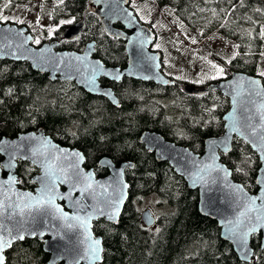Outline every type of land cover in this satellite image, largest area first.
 <instances>
[{
	"label": "trees",
	"instance_id": "1",
	"mask_svg": "<svg viewBox=\"0 0 264 264\" xmlns=\"http://www.w3.org/2000/svg\"><path fill=\"white\" fill-rule=\"evenodd\" d=\"M20 1L25 0H15L13 4ZM154 1L161 8L174 4L176 14L187 22L198 19L204 23L211 15L210 12L203 17L208 12L199 8L203 0ZM213 3L223 18L214 16L206 32L210 34L218 28L228 31L230 24L236 29L228 31L239 48L224 65L227 76L232 71L260 75L264 41L259 33L264 24V0H243V4L239 0H214ZM88 4V0H63L61 7L70 16L66 21L80 20ZM144 22L154 27L152 20ZM68 25L63 23L52 39L59 38ZM89 41H96L95 56L105 64L127 65L125 42L109 35L93 13H88L81 35L73 41H62L59 48L82 51ZM170 77L175 79L171 86L133 78L113 83L111 87L121 102L116 107L74 81H53L28 62L0 59V100L3 101L0 139L43 127L55 141L81 149L86 155V168H94L98 176L109 174L99 165L103 157L111 158L116 164L134 162L135 167L126 170L130 195L119 223L105 219L94 223L95 233L104 239L101 264H264L261 234L253 237V260L241 261L232 245L222 239L218 223L201 214L199 190L191 189L167 161L157 160L155 153L141 142L142 133L152 130L202 154L205 139L225 132L223 116L230 109L229 98L220 91L187 95L183 90L187 81ZM214 81L218 80L210 83ZM9 88L13 89L11 95ZM221 159L232 169L236 181L250 192L258 191L261 161L244 140L234 138L232 150L221 153ZM2 160L0 154V163ZM17 172L20 186L34 190L33 177L39 169L28 161H19ZM143 199L163 210L157 211V223L153 227L145 226L140 218ZM48 260L43 241L25 238L7 252L6 264H48Z\"/></svg>",
	"mask_w": 264,
	"mask_h": 264
},
{
	"label": "water",
	"instance_id": "2",
	"mask_svg": "<svg viewBox=\"0 0 264 264\" xmlns=\"http://www.w3.org/2000/svg\"><path fill=\"white\" fill-rule=\"evenodd\" d=\"M130 0H89L90 8L87 12H94L103 23L106 32L125 42L128 55V63L125 67L110 66L103 60L95 56L96 42L90 41L86 44L83 51L59 49L62 40L72 41L83 31L86 23V14L73 25L67 26L59 39L45 41L41 45H35L34 35L29 31L27 25L19 26L17 23L0 22V59L11 61H24L31 64L34 70L47 73L53 81H74L85 91L92 95H100L107 98L116 107L121 106L119 97L113 88L104 86L101 79L120 82L124 78H133L142 81H152L158 85L169 86L174 84L170 77L166 76L162 70V52L152 50V45L156 40L155 31L147 24L140 21L134 10L128 4ZM119 24L121 27L116 26ZM29 57L24 59L23 57ZM51 59L54 64L40 66L36 63L37 57ZM86 57L85 60L77 61L74 57ZM17 57H21L17 59ZM57 60L61 62L55 63ZM102 64V71L112 75H100L96 81L98 90L92 91L87 84L88 70L90 66ZM77 68L79 71H77ZM120 74L121 78L115 80L112 77ZM175 81V80H174ZM257 81L259 87L251 84ZM167 82V83H166ZM253 89L260 91L261 95H255ZM183 90L186 94H205L211 91H220L230 100V109L223 116L225 132L219 137H208L205 139L204 153H197L190 147L177 144L161 133L152 130H145L141 135V142L151 152L155 153L157 160L167 161L175 171L185 178L191 189H198L200 200L199 210L202 215L216 221L220 227L221 237L229 242L234 252L243 262H251L255 257V249L252 241L255 235H262V249H264V229L249 236L248 247L250 259H243V252L239 246L227 238L229 221L233 224L240 217V213L245 211L248 197L260 195L262 185L258 184L257 192H250L242 183L236 181L232 175V169L221 160V153H228L232 150L235 137L244 140L259 155L261 167L257 176L258 180H264V160H262L257 147H253L255 138L252 129L247 127L251 123L256 128V136L264 134V128L260 125L264 123L261 119V112H264V80L259 75H252L242 71H233L229 77L212 82L204 87H196L191 84H184ZM103 92H110L112 95H104ZM260 111H257V109ZM233 116L240 117V133L230 131ZM247 116H251L249 121ZM242 133V134H241ZM22 137H35V139H21ZM8 141V146L0 151L3 157L0 163V202H3V215H0V224L4 229H12L15 235L17 231H23L25 238H38L43 241V249L49 254L48 264H95V262L85 259L84 252L89 241L85 239L84 229L77 226L76 221L61 219V214L51 208L34 209L30 212L26 210L24 216H20L19 194H31L33 197L39 195L43 184L42 180H47L46 171H51L59 179L55 180L54 192L56 195L55 204L58 205L69 217L79 215L86 217L92 216L89 231L94 239L101 241L102 261L104 253V239L94 231V223L99 219L118 224L129 199L130 184L126 177V165L132 161H123L116 164L111 158L103 157L99 161L100 167L109 171L105 176H97L94 168H86V155L76 147H69L55 141L51 135L47 134L43 127L37 130H29L18 133L16 136H3L0 141ZM46 142V143H45ZM215 142V143H213ZM222 142H226L225 144ZM73 152L82 154L83 159H77L70 155ZM107 158L111 161V166H105L101 161ZM19 161H28L35 165L39 172L33 177L36 183L34 190H27L20 186L19 175L17 172ZM206 165H214L222 168L230 175L225 176V171H215L206 168ZM123 169L122 182L128 184L125 190L126 197L121 206V211L116 220H110L106 215H98L95 205L102 201L106 196L112 194L113 188L108 187L105 192L99 188L98 184L107 186L110 182L117 179L118 170ZM63 170V171H61ZM79 172V177H77ZM5 173V174H4ZM91 175V183L94 192H85L81 195L80 189L87 182V177ZM199 176H203L201 182ZM11 177H15V184H6ZM115 187V184H113ZM69 197L61 199L60 197ZM79 200L80 205L74 202ZM257 205H264V202L257 200ZM103 207V204H101ZM13 213H16L15 215ZM153 219L147 221V217ZM249 215H253L249 213ZM142 222L147 227H152L157 222V217L151 208H146L140 213ZM243 219V218H241ZM68 224L74 225L72 228ZM22 226V227H21ZM35 232V235L30 233ZM0 234L7 235L6 231ZM24 238V239H25ZM23 239V240H24ZM22 240L13 241L12 246ZM4 251L5 261L7 262V252Z\"/></svg>",
	"mask_w": 264,
	"mask_h": 264
},
{
	"label": "rangeland",
	"instance_id": "3",
	"mask_svg": "<svg viewBox=\"0 0 264 264\" xmlns=\"http://www.w3.org/2000/svg\"><path fill=\"white\" fill-rule=\"evenodd\" d=\"M133 2H135L134 6L142 20H152L154 23L157 39L152 47L161 50L163 54L162 70L167 76L190 83L202 79V83L194 84L203 86L206 83L209 84L210 81L220 80L228 75L224 65L238 53L239 45L228 32L236 30L232 24L228 27V31H214L211 34L206 32L210 20L214 16L223 18L216 10L210 11L213 12L210 16L211 19L208 18L204 23H202L203 20L199 22L198 19L187 22L176 14L173 5H168L166 8H155L157 3L153 0L143 3ZM0 16L17 22L23 21L29 25L34 34V43L36 40H39L40 43L50 40L63 24L61 22L70 17L61 7L60 0H27L21 2L10 12L4 8L0 12ZM50 29H55V31H50ZM261 31H264V24L261 25ZM251 32H254V29H251ZM262 39L264 41V38ZM213 65L223 68L224 74L217 75V70L213 68ZM262 71H264V43L263 51L260 53L258 73L260 74ZM213 76L216 78L211 79ZM146 208H151L156 216H158L157 211L163 212L153 204L150 206L149 202L143 199L140 212Z\"/></svg>",
	"mask_w": 264,
	"mask_h": 264
},
{
	"label": "snow or ice",
	"instance_id": "4",
	"mask_svg": "<svg viewBox=\"0 0 264 264\" xmlns=\"http://www.w3.org/2000/svg\"><path fill=\"white\" fill-rule=\"evenodd\" d=\"M61 3H63V0H60ZM102 0H96V3H101ZM241 4H243V0H239ZM7 17L0 16V20L7 21ZM23 23V21H20ZM61 23L64 24H71L73 23L72 20L62 21ZM50 31H55V29H50ZM259 36L261 38H264V31H261L259 33ZM118 38V37H116ZM35 43L39 44L40 41L36 40ZM195 43V41H193ZM159 47V46H157ZM238 47V46H237ZM21 57H17V59H20ZM24 59H28L29 57L25 56ZM77 61L85 60L86 57H74ZM61 62L60 60H57L55 63ZM230 62V61H229ZM36 63L40 66H43L45 64H54V62L51 59H45L44 57H37ZM213 68H216L217 75H223L224 69L220 68L217 65H213ZM103 65L102 64H95L90 66L88 70V76H87V84L89 85L90 90L96 91L98 90L96 87V81L98 76L100 75H112L111 73H105L102 71ZM77 71L79 69L77 68ZM260 76L264 77V71L260 72ZM115 80H119L121 78L120 74H116L112 77ZM216 77L213 76L211 79H215ZM194 83H202L203 80L199 81H193ZM167 83V82H166ZM252 85H255L257 88L259 87L257 81H251ZM255 95H261L262 93L260 91H256L253 89ZM13 92V89H8V94L11 95ZM104 95H112L110 92H103ZM2 95V93H0ZM0 103H3L2 100H0ZM211 111V109H209ZM257 111H260L258 108ZM247 120H251V116L246 117ZM261 119L264 120V112H261ZM247 127L252 129V135L255 138V142L253 143V147L258 146V150L260 152L262 160H264V134H261L259 136H256V128L251 124H247ZM261 128H264V123L260 125ZM230 131L240 133V117L239 116H233L232 123L230 126ZM242 134V133H241ZM21 139H35V137H22ZM46 143V142H45ZM215 143V142H213ZM226 145V142H222ZM0 144L3 146H8V141H0ZM4 147H0V151H3ZM70 155L76 157L77 159H83L82 154L79 152H73ZM102 164L105 166H111V161L107 158H104L101 161ZM126 167L134 168L135 165L129 162ZM206 168L209 170H215V171H225L222 168H216L214 165H206ZM63 171V170H61ZM123 169L118 170L117 172V179L110 182L107 186L104 184H98L97 186L101 189H103L105 192L107 191L108 187L113 188L112 194L106 196L102 201H98L95 205V211L98 215H106L110 220H116L119 216V213L121 211V206L124 203L125 197H126V189L129 187L128 184H125L122 182V176H123ZM237 171H240V169H237ZM230 175V173L225 171V176ZM45 176L48 177L47 180H42L41 183L43 184V187L40 190V193L38 196L33 197L31 194H19L18 200L19 203L16 205V207L19 208V215L24 216L26 210L29 212L34 209H41V208H51L54 209L55 212L61 214V219H64L65 221L71 219L76 221L77 226L84 229V236L87 241H89L87 248L84 252L85 259H89L95 264H100L102 261V252L103 249L101 247V241L98 239H94L91 236V233L89 231L90 228V221L92 219L91 215H88L86 217H81L79 215H75L72 217H69L67 213H64L63 210L55 204V199L57 198L54 192L55 187V180L59 179V177H56L54 173H51V171H46ZM77 177H79V172H77ZM201 182H203L204 178L203 176L198 177ZM91 181V175L87 177V182L84 183V187L80 189L81 195H83L85 192H94L93 185L90 182ZM259 184L262 185L261 192L259 196L256 197H248L247 204L245 206V211L240 213V217L237 218L235 223L233 224L232 221H229V225H231L228 228L227 232V238L231 241H233L234 244L239 246V249L241 252H243V259L245 261H248L250 259L249 253L251 249L248 247V241L249 236L258 230L264 229V205H257L256 201L260 200L264 202V180H258ZM6 184H15L16 179L15 177H11L8 181L5 182ZM113 184H115V187H113ZM61 199L68 198L69 197H60ZM76 205H81L80 201L77 200L74 202ZM101 204H103V207H101ZM3 202H0V215H3ZM249 213H252L253 215H249ZM14 215L16 213H13ZM243 218V219H241ZM147 221H151L153 218L149 215L147 218ZM74 225L68 224L69 228H72ZM22 227V226H21ZM6 231L7 235L0 234V264H6L4 251L6 248H9L12 246L13 241L19 239L23 240L25 238L23 231H17V233L14 235L12 229H4V226L0 224V232ZM31 235H35L36 233H30Z\"/></svg>",
	"mask_w": 264,
	"mask_h": 264
},
{
	"label": "flooded vegetation",
	"instance_id": "5",
	"mask_svg": "<svg viewBox=\"0 0 264 264\" xmlns=\"http://www.w3.org/2000/svg\"><path fill=\"white\" fill-rule=\"evenodd\" d=\"M12 1L13 0H0V12H2V10L4 9V8H6V10H7V12H10V11H12V9H11V7L9 6V4H11L12 3ZM25 1H27V0H25ZM25 1H20V2H25ZM204 2H203V4L202 5H200L199 6V8L201 9V11H203L204 13H205V11H208L207 13H205V15H207V14H209V12L211 11V10H216V12H218V9L217 8H215V5H214V0H209V1H207V0H203ZM209 3H211L210 4V6L208 5ZM171 5H174V4H171ZM209 6V7H208ZM208 9V10H207ZM175 12H176V8H175ZM219 13V12H218ZM95 15V14H94ZM204 15V16H205ZM99 19V18H98ZM7 21H12L11 19H7ZM99 21H100V19H99ZM14 22V21H13ZM101 22V21H100ZM19 24H24V23H19ZM9 61H11V60H9ZM18 62H20V61H18ZM33 68V67H32ZM122 82V81H121ZM101 83L104 85V86H107V87H111V85L113 84V83H120V82H116V81H111V80H108V79H105V78H102L101 79ZM112 88V87H111ZM94 96H99V97H103V96H100V95H94ZM103 98H105V97H103ZM105 99H107V98H105Z\"/></svg>",
	"mask_w": 264,
	"mask_h": 264
},
{
	"label": "bare ground",
	"instance_id": "6",
	"mask_svg": "<svg viewBox=\"0 0 264 264\" xmlns=\"http://www.w3.org/2000/svg\"><path fill=\"white\" fill-rule=\"evenodd\" d=\"M170 80H172L171 78H170ZM173 82H175L174 80H172ZM121 82V81H120ZM173 85V84H172ZM169 86H171V85H169ZM74 148V147H73ZM77 148V147H76Z\"/></svg>",
	"mask_w": 264,
	"mask_h": 264
}]
</instances>
